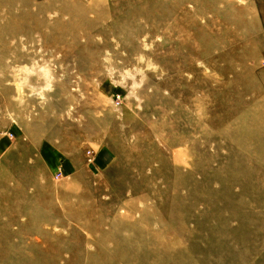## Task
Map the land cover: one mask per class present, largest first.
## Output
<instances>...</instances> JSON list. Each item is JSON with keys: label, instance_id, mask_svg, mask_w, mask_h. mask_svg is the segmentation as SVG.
I'll return each instance as SVG.
<instances>
[{"label": "rangeland", "instance_id": "374dc122", "mask_svg": "<svg viewBox=\"0 0 264 264\" xmlns=\"http://www.w3.org/2000/svg\"><path fill=\"white\" fill-rule=\"evenodd\" d=\"M263 58L264 0H0V264H264Z\"/></svg>", "mask_w": 264, "mask_h": 264}, {"label": "crops", "instance_id": "0c3cea01", "mask_svg": "<svg viewBox=\"0 0 264 264\" xmlns=\"http://www.w3.org/2000/svg\"><path fill=\"white\" fill-rule=\"evenodd\" d=\"M46 144L47 147L43 149L44 150L43 154H45L50 164L52 165L55 164V166L62 165L63 168L68 170L72 168L71 167L72 164L70 165L68 159H66L67 155L63 152L62 149L56 146L57 142L52 144L50 141H48Z\"/></svg>", "mask_w": 264, "mask_h": 264}, {"label": "built area", "instance_id": "2783aa9c", "mask_svg": "<svg viewBox=\"0 0 264 264\" xmlns=\"http://www.w3.org/2000/svg\"><path fill=\"white\" fill-rule=\"evenodd\" d=\"M262 62L264 63V58H263ZM118 97H119V96H118ZM118 104H119V102H118ZM89 154H92V152H91V151H89ZM89 161H90V162H92V161H93V158H92V157H90V158H89Z\"/></svg>", "mask_w": 264, "mask_h": 264}]
</instances>
